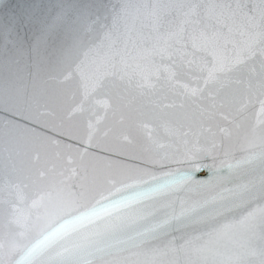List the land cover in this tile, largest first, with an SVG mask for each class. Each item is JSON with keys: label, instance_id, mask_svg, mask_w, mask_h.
Here are the masks:
<instances>
[{"label": "snow or ice", "instance_id": "6c2138e0", "mask_svg": "<svg viewBox=\"0 0 264 264\" xmlns=\"http://www.w3.org/2000/svg\"><path fill=\"white\" fill-rule=\"evenodd\" d=\"M125 11L117 5L102 14L61 6L33 33L31 47L37 52L44 48L48 56L30 75L34 82L44 72L58 84L74 83V103L58 118L61 128L66 121L78 123L65 134L67 145H58L60 150L49 157L25 142L37 134L21 129L18 110L9 109L7 148L0 134V175L5 151L8 166L20 175L9 178L6 216L0 180V264H130L128 254L164 255L205 236L234 229L254 232L256 219L260 242L248 243L240 264H264V120L259 153L228 164L227 173L221 168L247 107L241 103L235 114L225 111V90L243 87L250 102L258 87L264 114V0H168L150 10L154 56L134 86L141 94L166 87L175 99L153 105L150 119H137L135 136L125 127L129 117L123 106L109 94L119 75L110 57L121 39ZM15 25V20L0 24V110L5 67L8 102L18 99L13 68L23 41ZM24 100L30 104L27 92ZM189 106L198 111L174 115ZM56 118L38 104L27 123L50 134L57 126L48 127L47 121ZM94 145L136 163L122 177L108 175L99 182L83 165L86 152H80ZM256 160L258 176L253 170L229 179L201 200L179 195L192 186L212 185Z\"/></svg>", "mask_w": 264, "mask_h": 264}, {"label": "water", "instance_id": "95a60500", "mask_svg": "<svg viewBox=\"0 0 264 264\" xmlns=\"http://www.w3.org/2000/svg\"><path fill=\"white\" fill-rule=\"evenodd\" d=\"M168 0H0V24L7 25L10 20H15V34L23 41V48L18 56V65L13 68L16 83V93L18 99L9 104L8 89V69L4 70V107L0 110V121H4L0 127V134L3 136L5 148L10 135L8 121L10 119L9 109L16 108L18 115L15 117L23 129L28 127L30 131L35 132L36 136H29L25 139L31 147L39 148L42 155L53 156L58 150L57 146L67 145L65 134L68 131H75L74 125L78 121L71 123L65 122L60 127L59 116L69 109L73 103V94L75 92L74 83L58 84L48 78L46 73L41 72L40 77L35 82L30 73H35L37 65H43L46 62L48 51L41 48L39 52L34 50L32 45L33 33L38 32L41 26L49 21L55 15L56 10L61 7H73L74 9H94L102 14L105 9L117 5L124 8L125 14L119 23V33L121 39L117 45L116 51L110 59L114 58L116 70L119 73L115 77V83L109 90V94L114 101H119L123 106L125 114L129 117L125 127L132 129L135 136V121L137 119H150L153 105L166 101L172 102L175 97L165 87L157 88L155 92L141 94L140 90L134 86V82L139 80L142 74H145L151 67L154 56L153 46L155 33L151 27L152 17L150 10L161 7ZM31 19L32 23L25 21ZM4 42V37L0 35V43ZM158 60L159 58L156 57ZM259 70V63L255 65ZM121 76L124 77L121 80ZM111 80L112 77L110 76ZM129 80L133 83L129 85ZM127 85V86H126ZM30 100L26 104L25 93ZM226 101L225 111L235 114L236 109L241 103H247L243 116L239 120V127L233 134L229 147L230 155L221 166L222 170L228 172V164H234L237 160L251 153L260 151V121L264 120V114L260 111V90L258 87L251 92V100L248 102V94L243 87L232 86L225 90L221 96ZM47 106L56 114V119L48 120L47 126L52 127L55 124L52 133H46L41 128L27 123L28 117L35 113L37 105ZM173 112L174 110H169ZM198 109L196 106H189L183 112H175V116L183 117L185 114L194 115ZM51 141V143L49 142ZM75 144L73 143V147ZM80 152L86 154L83 156V165L87 167L90 173H93L99 182H103L106 176L115 175L122 177L127 169L133 166L136 161L129 158L119 151L102 152L100 147L91 146L89 151L80 148ZM5 162L0 180L4 187V208L5 216L7 212L8 200V181L9 178L15 179L20 172L14 171L8 166L7 151H5ZM28 156H22L24 161ZM20 165L18 163V169ZM255 170L259 174V161H254L251 165L242 167L239 170H233L231 175H226L222 179L215 180L212 185L192 186L183 193L182 197H191L194 200H201L216 194L217 186L221 183L228 184L229 179H237L245 173ZM199 176H205L204 172ZM231 186V185H228ZM255 207V205L253 206ZM254 232H247L245 229H234L230 232L220 233L212 237L205 236L200 241H194L191 245L183 248L176 247L169 249L166 254L153 256L148 252H141L136 255H129L130 264H240V259L248 251L247 245L251 241L253 244L260 242V223L256 219L254 222ZM6 231V227H5ZM179 235V234H178ZM181 243H183L181 241Z\"/></svg>", "mask_w": 264, "mask_h": 264}]
</instances>
